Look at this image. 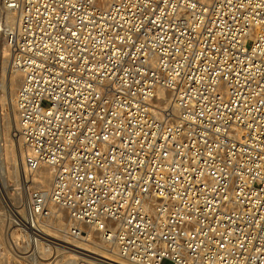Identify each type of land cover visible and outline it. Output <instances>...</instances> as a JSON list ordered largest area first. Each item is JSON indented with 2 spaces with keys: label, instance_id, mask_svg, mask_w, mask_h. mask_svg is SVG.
<instances>
[{
  "label": "built area",
  "instance_id": "2783aa9c",
  "mask_svg": "<svg viewBox=\"0 0 264 264\" xmlns=\"http://www.w3.org/2000/svg\"><path fill=\"white\" fill-rule=\"evenodd\" d=\"M0 9L26 150L0 264H264V0Z\"/></svg>",
  "mask_w": 264,
  "mask_h": 264
},
{
  "label": "bare ground",
  "instance_id": "6f19581e",
  "mask_svg": "<svg viewBox=\"0 0 264 264\" xmlns=\"http://www.w3.org/2000/svg\"><path fill=\"white\" fill-rule=\"evenodd\" d=\"M203 1H210V0H203ZM13 20H14V16H13L12 12L4 11V10L0 9V60H1V53H2V57L4 58V63H3L4 66L3 65L2 66L5 70L8 69L7 70L9 72L8 84L11 87V90H10L11 91V103H12L11 109L13 110V116H14V122H12L13 123V125H12V128H13L12 136L14 137V139H16L18 141V143H17L18 148L12 150L13 151L12 152L13 153V162L15 163V169L13 170V173H14V175L18 176L20 171H21L20 166L25 161V157H26L25 156L26 150H25L22 138L20 137L19 132H18L19 114H18V109H17V96H18V92H19L21 82H22V75H21L20 71L18 69H16L14 67V65L11 63V60H10V68L9 67L7 68V66H6V64H7V62H9L10 58H9L7 40L5 38L6 34L3 31V27H2L4 22L12 23ZM0 149H2V148L0 147ZM17 157H19V158L17 159ZM35 175L44 184H46V185L50 184L51 179H52L51 170H49V169L38 170V171H36ZM4 222H5V220H4L3 214L0 210V226L1 227L3 226ZM2 257L5 259V257L3 255H2Z\"/></svg>",
  "mask_w": 264,
  "mask_h": 264
},
{
  "label": "rangeland",
  "instance_id": "374dc122",
  "mask_svg": "<svg viewBox=\"0 0 264 264\" xmlns=\"http://www.w3.org/2000/svg\"><path fill=\"white\" fill-rule=\"evenodd\" d=\"M3 63H4V58L2 57V53H1V60H0V145L1 146L0 147L2 149H0V168H1L0 175L5 177L6 181H8L16 176L13 173V170L15 169V163L13 162L12 150L18 148V144H17L18 141L14 139V137L12 136L13 134L12 122H14V116H13V110L11 109L12 108L11 91H10L11 87L8 84L9 72L7 71L8 69L5 70L3 68L4 66ZM6 66L7 68L8 67L10 68V59L9 62H7ZM18 158L19 157H17V159ZM162 264H173V262L171 260L166 259Z\"/></svg>",
  "mask_w": 264,
  "mask_h": 264
}]
</instances>
